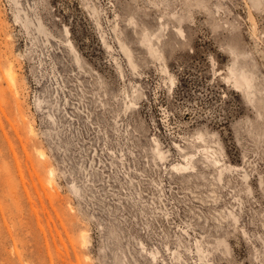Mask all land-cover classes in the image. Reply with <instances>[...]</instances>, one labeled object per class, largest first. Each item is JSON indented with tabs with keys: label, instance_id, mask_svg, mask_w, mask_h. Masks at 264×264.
Here are the masks:
<instances>
[{
	"label": "rangeland",
	"instance_id": "374dc122",
	"mask_svg": "<svg viewBox=\"0 0 264 264\" xmlns=\"http://www.w3.org/2000/svg\"><path fill=\"white\" fill-rule=\"evenodd\" d=\"M0 264H264V0H0Z\"/></svg>",
	"mask_w": 264,
	"mask_h": 264
}]
</instances>
